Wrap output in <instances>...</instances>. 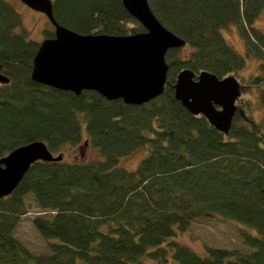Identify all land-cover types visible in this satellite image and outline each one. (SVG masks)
Instances as JSON below:
<instances>
[{
    "label": "trees",
    "instance_id": "1",
    "mask_svg": "<svg viewBox=\"0 0 264 264\" xmlns=\"http://www.w3.org/2000/svg\"><path fill=\"white\" fill-rule=\"evenodd\" d=\"M165 27L192 47L168 51L161 96L140 105L34 82L41 42L30 37L20 13L0 0V159L21 145L44 141L58 156L65 146L93 145L98 162L37 161L18 187L0 198V264H264V115L256 121L243 96L228 133L182 105L173 84L190 68L220 78L239 76L245 58L222 29L237 23L247 54L262 73L239 81L242 94L258 89L264 110V32L255 22L264 0H149ZM56 21L81 34L131 35L145 28L122 0H53ZM52 24V23H51ZM44 31L55 36V28ZM242 108V109H241ZM264 113V112H263ZM86 130V135L84 132ZM147 147L136 170L119 158ZM64 156V155H63ZM82 159V161L80 160ZM39 212L29 214V203ZM46 239L36 253L16 236L24 216ZM205 215L229 218L249 252L205 245L201 255L177 237ZM255 229L257 234L250 232Z\"/></svg>",
    "mask_w": 264,
    "mask_h": 264
},
{
    "label": "water",
    "instance_id": "2",
    "mask_svg": "<svg viewBox=\"0 0 264 264\" xmlns=\"http://www.w3.org/2000/svg\"><path fill=\"white\" fill-rule=\"evenodd\" d=\"M46 14L55 36L44 38L33 63L32 80L55 89L81 94L93 90L108 100L123 99L140 105L161 96L168 81L170 49L186 40L161 23L149 0H122L145 31L131 35L81 34L59 24L52 0H22ZM1 69V67H0ZM10 78L0 71V84ZM176 98L193 114L205 116L212 126L228 133L239 110L242 85L235 75L223 78L210 71L185 68L172 85ZM88 146V141H86ZM83 153V152H82ZM44 141L21 145L0 159V198L10 195L37 161H62Z\"/></svg>",
    "mask_w": 264,
    "mask_h": 264
},
{
    "label": "rangeland",
    "instance_id": "3",
    "mask_svg": "<svg viewBox=\"0 0 264 264\" xmlns=\"http://www.w3.org/2000/svg\"><path fill=\"white\" fill-rule=\"evenodd\" d=\"M11 4L21 15L23 21V27L30 32V37L34 40L42 42L46 35L44 33L47 29H53L52 24L46 14L43 12L34 10L26 5L22 0H5ZM53 1V0H52ZM255 26L264 32V11L260 14L255 22ZM223 35L227 41L238 51L243 58H245V67L243 70L239 71L238 78L240 80L244 79V82L249 80L253 75H258L262 73L260 68V60L253 55L247 54L246 43L242 38L237 23H232L229 26L223 28ZM192 47H183V52L187 55L188 51ZM246 83V82H245ZM258 89L252 88L247 93L245 92L242 96L248 99L252 103L253 115L256 121H261L264 115V110L258 101ZM242 109V108H241ZM244 114V110H242ZM86 135V130L83 131ZM80 150H83L85 155L83 161L85 162H98L105 158L99 148L93 145L86 146L80 145L78 147L68 145L63 149L64 161L76 162L77 158L83 157ZM149 153L147 147H140L133 150L131 153L119 158L118 165L125 167L129 170H136L142 159ZM80 156V157H79ZM82 161V159H80ZM29 214H34L39 212L34 205V202L29 203ZM241 225L240 223L229 219L221 218L215 215H205L195 221L190 230L181 232L178 234L177 239L193 250L197 251L201 255L206 254L207 246L217 247V248H228V249H238V251L249 252L252 248L244 244L242 237L239 233ZM250 232L257 234L255 229L249 228ZM16 236L22 240L30 249L36 253L47 252L48 244L46 239L34 229L30 215L24 216L21 223L16 229ZM146 264H169L161 263L158 260L146 259Z\"/></svg>",
    "mask_w": 264,
    "mask_h": 264
}]
</instances>
